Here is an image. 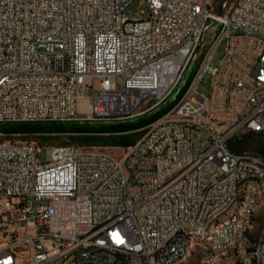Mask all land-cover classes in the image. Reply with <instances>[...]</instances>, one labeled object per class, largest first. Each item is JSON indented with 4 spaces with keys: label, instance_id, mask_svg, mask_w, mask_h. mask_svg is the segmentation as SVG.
<instances>
[{
    "label": "built area",
    "instance_id": "1",
    "mask_svg": "<svg viewBox=\"0 0 264 264\" xmlns=\"http://www.w3.org/2000/svg\"><path fill=\"white\" fill-rule=\"evenodd\" d=\"M134 1L0 0V124L128 119L197 64L120 157L0 131V264H264V157L230 148L264 132V0Z\"/></svg>",
    "mask_w": 264,
    "mask_h": 264
},
{
    "label": "rangeland",
    "instance_id": "2",
    "mask_svg": "<svg viewBox=\"0 0 264 264\" xmlns=\"http://www.w3.org/2000/svg\"><path fill=\"white\" fill-rule=\"evenodd\" d=\"M222 0H220L221 2ZM234 0H228L226 6L230 5ZM225 6V8H226ZM226 46V40L224 39L217 47L216 52L214 53V56L211 60L210 66L211 67H217L223 54L225 51ZM197 64H195V67ZM193 71V70H192ZM191 71V72H192ZM189 72L187 75V79H189L192 75V73ZM211 87V75L210 73H205L203 76L202 81L200 82L197 91L191 93V97H196L198 94L202 95H208L210 92ZM176 99H174L172 96H169L164 102L159 104L158 106L154 108H150L152 105V102L142 106L141 108L137 109L135 112H133V116H131L128 119L123 120H98V121H90V122H134L139 119L146 118L152 114H155L156 112L160 111L163 107H166L170 105L171 103L175 102ZM84 122V121H80ZM144 133V131H143ZM142 130H138L135 133H131L133 135L140 134L136 141L143 135ZM78 135L72 134V133H58V132H52L47 133L43 135L39 134H20L17 136H13V139L16 140H25L28 142H33L36 145L40 147H50V146H77L84 150H91V149H97V150H103L108 153H110L113 156L120 157L122 156L124 152V147L119 146H113V145H104V143L97 142V143H89L90 140H86L88 138L85 135H79V139L81 142L77 143L75 142V138ZM95 136V135H94ZM100 136V135H99ZM99 136L91 137V138H102ZM105 137V136H104ZM83 138V139H82ZM237 140L235 141V146L239 149V151H246L254 154L261 155L264 157V132L262 133H240L235 137ZM85 139V140H84ZM40 157H45V150L42 149ZM262 213H264V210H262ZM230 215V213L227 214V217ZM259 229V224L257 225V230ZM7 240L0 234V247L7 245ZM188 264H198L197 258H192L189 260Z\"/></svg>",
    "mask_w": 264,
    "mask_h": 264
},
{
    "label": "trees",
    "instance_id": "3",
    "mask_svg": "<svg viewBox=\"0 0 264 264\" xmlns=\"http://www.w3.org/2000/svg\"><path fill=\"white\" fill-rule=\"evenodd\" d=\"M191 72L192 75L185 86L182 88V91L177 96L175 102L170 105L163 107L160 111L152 114L146 118L136 120L134 122H90V121H71L66 123H16V124H0V131L6 134H47L52 132L58 133H72L78 135L75 138V142L79 143L81 140L79 139V135H89L86 140H90L89 143H97L101 142L104 145H113L126 148L130 144L136 141L137 137L140 134H131L135 133L138 130L144 131V128L152 123L153 121L159 119L165 113H167L172 107L175 105L176 101L182 96L185 91L187 85L189 84L194 70ZM99 136L102 138H91L95 136ZM105 136V137H104ZM83 139V138H82ZM85 140V139H84ZM237 139L234 138L230 143V148L233 151H239V149L235 146V141Z\"/></svg>",
    "mask_w": 264,
    "mask_h": 264
},
{
    "label": "water",
    "instance_id": "4",
    "mask_svg": "<svg viewBox=\"0 0 264 264\" xmlns=\"http://www.w3.org/2000/svg\"><path fill=\"white\" fill-rule=\"evenodd\" d=\"M139 0H135L133 5L128 9L127 11V15L130 17V18H135L133 16V10L134 8L137 6ZM228 0H222L221 1V4H220V7H219V10H218V14H221L223 9L225 8L226 4H227Z\"/></svg>",
    "mask_w": 264,
    "mask_h": 264
}]
</instances>
